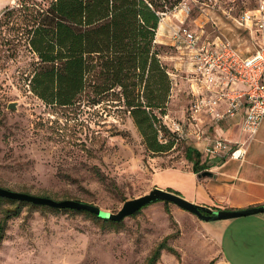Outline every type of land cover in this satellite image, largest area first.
<instances>
[{"label":"rangeland","instance_id":"374dc122","mask_svg":"<svg viewBox=\"0 0 264 264\" xmlns=\"http://www.w3.org/2000/svg\"><path fill=\"white\" fill-rule=\"evenodd\" d=\"M51 1L15 0L0 17V186L117 213L127 200L156 187L167 189L163 171L192 169L186 148L193 143L175 140L170 151L149 150L115 97L93 104L87 93L74 105L59 106L37 96L30 81L40 60L29 44V31ZM183 2L190 7V15L168 10L163 15L167 26L183 25L203 32L207 40L229 38L245 55L260 48L262 33L256 19L248 26L239 20L245 12L264 17V0ZM163 41L157 45L174 69L175 62L181 61L179 50L165 35ZM176 73L179 83L167 111L183 119L192 97L186 71ZM229 136L247 135L237 128ZM170 138L162 132V140ZM167 178L171 179L168 172ZM12 207L13 203L0 200V226L4 211ZM178 208L183 209L173 202L157 201L114 226L80 210L24 203L19 215L7 222L0 264H145L165 238L179 255L165 249L157 264H264V222L258 219L262 214L234 219L221 238L203 222L222 221L180 216Z\"/></svg>","mask_w":264,"mask_h":264},{"label":"trees","instance_id":"16d2710c","mask_svg":"<svg viewBox=\"0 0 264 264\" xmlns=\"http://www.w3.org/2000/svg\"><path fill=\"white\" fill-rule=\"evenodd\" d=\"M181 2L52 0L34 18V26L29 31V44L40 60L31 77V90L47 104L59 106L74 105L87 93L91 94L93 104L115 97L114 100L129 112L149 150L156 153L170 151L175 140L179 141L163 123L173 81L171 68L162 59L156 37L164 13ZM162 132L171 138L162 140ZM186 156L193 162L194 172H205L206 166L201 164L199 152L188 146ZM168 190L181 195L172 188ZM0 200L14 205L4 211L1 242L8 220L19 215L22 204L34 203L5 196H0ZM80 211L114 226L122 222ZM167 212L172 218L169 209ZM165 249L179 255L165 238L145 264H157Z\"/></svg>","mask_w":264,"mask_h":264},{"label":"built area","instance_id":"2783aa9c","mask_svg":"<svg viewBox=\"0 0 264 264\" xmlns=\"http://www.w3.org/2000/svg\"><path fill=\"white\" fill-rule=\"evenodd\" d=\"M175 10L176 15L191 13L184 2ZM259 16L245 12L239 20L248 26L256 19L262 33L260 48L250 55L243 54L229 38L207 40L203 32L183 25L171 28L172 45L179 50L192 100L183 119H175L168 112L163 123L178 140L193 141L196 149L211 158L240 160L247 152L245 143L227 140L213 127L222 128L242 115L241 129L251 139L264 122V17ZM174 70L170 69L172 91L178 83Z\"/></svg>","mask_w":264,"mask_h":264},{"label":"crops","instance_id":"0c3cea01","mask_svg":"<svg viewBox=\"0 0 264 264\" xmlns=\"http://www.w3.org/2000/svg\"><path fill=\"white\" fill-rule=\"evenodd\" d=\"M14 1L0 0V17L12 6ZM163 21L165 22L166 19H163ZM163 21H161L158 29L156 43H165L163 35L171 40L170 31L175 25L171 23L167 26L166 22L164 24ZM162 59L165 60L163 54ZM172 67L176 71H184V67L180 62H175V66ZM241 119L242 115L231 123L225 124L222 128L220 126L213 127V131L232 142L245 143L247 152L243 159H221L201 155V158H203L201 164L206 166L205 172L202 174L196 173L192 169L184 170L180 168L163 171V181L169 184L168 188L179 192L181 196L191 202L213 210L246 209L264 205V122L257 134L251 139H248L247 136L246 138L229 136L237 128L242 131ZM191 142L193 143V141ZM191 145L189 147L202 154L200 150L196 149L194 143ZM167 172L170 173V180L165 179ZM206 172H208L207 175H205ZM177 212L180 216L192 215L193 218L195 217V214H190V212L183 209L178 208ZM259 214H262V216H259L258 219L264 222V213ZM233 220H216L222 221L219 224L203 223L212 230L211 232H217L221 238H224L223 232L234 225ZM213 233L211 234L212 237Z\"/></svg>","mask_w":264,"mask_h":264},{"label":"water","instance_id":"95a60500","mask_svg":"<svg viewBox=\"0 0 264 264\" xmlns=\"http://www.w3.org/2000/svg\"><path fill=\"white\" fill-rule=\"evenodd\" d=\"M16 105L10 104V108H15ZM208 172L205 173L207 175ZM0 196L9 197L12 199L27 201L39 205H47L59 209H76L86 210L96 214L99 217L108 218L114 221H122L126 217L132 216L139 210L148 206L151 203L157 201H169L177 204L184 210H187L204 221H216V220H227L235 219L249 215H255L264 213V205L246 208V209H222L213 210L203 205L196 204L185 199L183 196L171 192L167 189L156 187L152 189L148 194L142 195L138 198L127 200L121 210L117 213L104 212L99 207L89 203L76 201V200H62L57 201L55 199L43 196H36L29 193L17 192L6 189L0 186Z\"/></svg>","mask_w":264,"mask_h":264}]
</instances>
